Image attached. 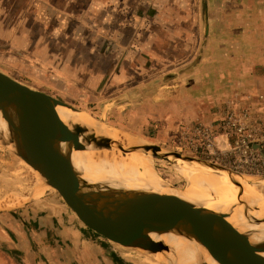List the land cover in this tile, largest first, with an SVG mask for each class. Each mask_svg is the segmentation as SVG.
Listing matches in <instances>:
<instances>
[{
    "label": "rangeland",
    "instance_id": "rangeland-1",
    "mask_svg": "<svg viewBox=\"0 0 264 264\" xmlns=\"http://www.w3.org/2000/svg\"><path fill=\"white\" fill-rule=\"evenodd\" d=\"M11 1L0 0V5L5 7V11L3 12L10 11L9 4ZM16 2L19 3V6L16 8V13L11 16L10 21L13 30L12 33L11 29L7 31L8 28H6V31L4 27L0 29L1 46L5 48L0 49V71L12 77L17 82L38 91V59L35 60L37 54L31 52L27 54L28 52L24 50V48L29 47L25 46V43L28 44L30 36H32L33 40L37 37V0H16ZM26 13L27 18H24ZM20 15L21 17L17 19ZM26 21L30 22L34 27L32 31L26 30V33H24L23 26ZM5 22L6 20L2 19L0 24H4ZM18 31L19 37L16 39L15 36ZM20 38H22V41H20ZM24 39L26 40L25 42H23ZM26 57H29V59ZM29 187L30 182L28 177L10 159L0 144V201H10L13 203L11 207H0V209H15L18 204L22 206L27 203L35 204L39 202V197L25 199ZM0 218L2 217L0 216ZM0 222H3L2 219H0ZM19 243H21L20 239L18 241L15 237H12L10 245L0 241V264H32L33 261L39 262L37 259L38 254L31 256L25 253L22 250V243L20 245ZM25 248L27 247L25 246Z\"/></svg>",
    "mask_w": 264,
    "mask_h": 264
},
{
    "label": "water",
    "instance_id": "water-1",
    "mask_svg": "<svg viewBox=\"0 0 264 264\" xmlns=\"http://www.w3.org/2000/svg\"><path fill=\"white\" fill-rule=\"evenodd\" d=\"M22 87L28 86L0 71V144L28 177L30 187L25 196L28 200L33 190H39L38 116ZM16 209L0 211L13 212Z\"/></svg>",
    "mask_w": 264,
    "mask_h": 264
},
{
    "label": "crops",
    "instance_id": "crops-1",
    "mask_svg": "<svg viewBox=\"0 0 264 264\" xmlns=\"http://www.w3.org/2000/svg\"><path fill=\"white\" fill-rule=\"evenodd\" d=\"M9 6L10 11L6 7L9 12H3L5 11V7L0 5V22L2 21V19L6 20L4 24H0V29L4 27V30L6 31V28H8L7 31L11 29L12 33L13 30L10 22L11 16L16 13V8L19 6V3L16 2V0H12ZM20 17L21 15L17 19H19ZM24 18H27V13L25 14ZM23 27L24 33H26V30L32 31V28L34 26L31 25L30 22L26 21ZM18 37L19 31L16 34L15 38L17 39ZM25 39L23 40V42L26 41ZM20 41H22V38H20ZM1 44L2 43L0 41V49H5L1 46ZM25 46H29L26 47L27 49L24 48V50L28 52L27 54H29V52L37 54V37L33 40L32 36H30V39H28V44L25 43ZM26 58L29 59V57ZM37 59L38 58L36 57L35 60ZM19 205L20 204L16 205L17 209L15 208L16 210H14L13 212H0V216L2 217L0 219H2L3 221L2 223L0 222V241L6 243L7 245H10V243L12 242V237H15L18 241L20 239V242L22 243V250L31 256L38 254L37 259L39 260V202L35 204L27 203L26 205L22 206ZM20 210L21 212L19 213ZM21 243H19V245ZM25 246L27 248H25ZM32 264H39V262L33 261Z\"/></svg>",
    "mask_w": 264,
    "mask_h": 264
},
{
    "label": "bare ground",
    "instance_id": "bare-ground-1",
    "mask_svg": "<svg viewBox=\"0 0 264 264\" xmlns=\"http://www.w3.org/2000/svg\"><path fill=\"white\" fill-rule=\"evenodd\" d=\"M28 87H22V91L26 98L28 99L30 105L36 112L38 116V92L32 91L33 89ZM31 198H38L39 197V190H33L30 194ZM13 203L10 201H0V207H11Z\"/></svg>",
    "mask_w": 264,
    "mask_h": 264
}]
</instances>
